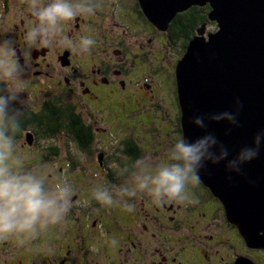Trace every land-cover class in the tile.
I'll use <instances>...</instances> for the list:
<instances>
[{
	"label": "flooded vegetation",
	"instance_id": "flooded-vegetation-1",
	"mask_svg": "<svg viewBox=\"0 0 264 264\" xmlns=\"http://www.w3.org/2000/svg\"><path fill=\"white\" fill-rule=\"evenodd\" d=\"M124 1L132 3L129 13L131 19L143 22L146 31L154 34L156 31L163 32L166 34L165 44L173 47L178 45L181 49L182 42L178 39L177 41L171 39L176 36L171 35L168 28L161 30L145 18L141 12L139 0H118V9L115 5L106 4V10L117 12L116 15L112 13L117 22H127ZM21 5L25 6V11L22 12L20 18V25L23 26L21 34L24 37L30 27L29 22L34 21L35 17L31 16L27 4L22 2ZM120 9L124 10L122 16L118 11ZM91 18L95 17L78 16L70 31L63 28V35L69 39L75 40L80 36L94 39L95 44L90 53L77 55L62 45L32 49L30 58H27L29 68L23 76L25 78L23 83L33 95L40 97L42 93L44 98L37 107L28 103V105H16L20 106L17 109L23 110V113L26 111L38 112L47 104L55 103L57 105L60 102L62 104L69 103V106L82 114L81 104L73 96L78 90L82 92L83 98L99 106L101 90L107 88L108 93L115 97L128 90L129 82L134 81L133 76L140 78L144 73L147 76L146 72L148 73L147 77L153 75L152 50L145 51L139 45L136 48L130 42L121 44L120 41H116L117 39L109 40L102 37L101 40L99 37H94L93 27L90 24L86 25L88 21H93ZM94 20L97 21L96 18ZM67 30L68 33H66ZM15 46L19 56L25 46L24 38ZM141 55H144L145 59L139 62ZM24 62V58H21L20 63ZM141 63L143 66L151 67L140 75H134L133 73L138 70ZM174 81L178 107L177 118L176 120L175 118L170 119V131L165 133L162 129L165 137L163 136L159 143L152 140L149 133H137L133 128L130 129L117 120L113 122L114 124L96 125V118L86 121L81 116L83 123L90 128L92 133L90 146H86L84 150L78 146L83 151L90 149L95 133L99 132L107 137L108 134L113 135L115 131L121 133L116 139L117 152H112L110 156L104 150L97 148L98 152L94 154L99 169L105 170L106 174L101 186L112 188L116 183H126L125 178L129 177L128 174L121 176L119 170L125 166L131 167L138 158L150 155L156 162L166 160L168 149L174 146L178 139L183 138L175 68ZM153 84L152 81L143 79L142 86L150 88L149 92L154 91ZM2 85L0 83L1 87ZM60 90L65 91L70 99H63ZM153 96H155L154 93ZM38 137H41L43 142H48V139L54 136L38 135L36 128L29 126L24 127L22 133L16 136V141H20L22 146L26 145L33 152L26 161L25 170L29 168L30 171L43 175L44 161L42 159L45 158L46 163H53L48 159L50 155L58 157L59 149L56 145L48 142L45 145L41 144L39 146L41 151L38 150L36 144ZM103 140L105 144L106 139L103 138ZM129 141L136 146V153L129 151L127 146ZM162 143L164 145H161ZM105 147H107L106 144ZM30 164H32L31 167L28 166ZM77 166L82 171L84 170V166L76 163L75 159H71L70 166L66 165L64 168L58 165L55 177H53V183H55L57 176H66L75 191L69 213L62 223L54 226L56 234L52 240L48 241L55 249L54 253H47L46 257H39L31 249L30 246L33 243L42 240V235L37 240L28 243L31 249L28 258L22 256L21 252L26 244L21 247L14 240H9L0 244V264H264V248H253L247 244L238 227L228 220L222 202L202 181L199 185L191 188L199 203L193 205L172 203L156 207L150 203L148 197L142 195L141 204H145V201L151 209L154 208L156 213L150 214V209L147 214H141L137 205H134L131 212L118 204L110 208L100 205L92 198V191L95 188L92 185H88L89 189L86 191L83 186L78 185V192L75 189ZM82 197L83 201L86 199L83 203L80 200ZM129 202L138 203L136 198L130 199ZM92 206L96 208V212H90ZM119 213H124L127 220L118 218ZM104 215L109 218L111 226L117 231L115 235L111 234L110 238L107 233L112 229L105 224L106 217ZM181 229H183L182 232L178 233ZM99 233L104 236L102 243ZM112 237L118 241L115 247L111 245ZM108 243L109 247L107 248ZM43 244H45L44 241ZM97 253L98 256L95 255Z\"/></svg>",
	"mask_w": 264,
	"mask_h": 264
},
{
	"label": "clouds",
	"instance_id": "clouds-1",
	"mask_svg": "<svg viewBox=\"0 0 264 264\" xmlns=\"http://www.w3.org/2000/svg\"><path fill=\"white\" fill-rule=\"evenodd\" d=\"M27 4L31 16L30 27L24 34V48L17 55L13 40L0 42V83L11 86L0 89V244L14 240L24 246L37 240L50 227L62 223L72 207L75 191L66 176H57L52 187H45L46 175L26 171V157L16 154V136L22 133L23 110L13 108L14 103L24 104L21 93L26 89L23 76L29 65L34 47L51 48L62 45L77 55L90 53L95 40L88 36L69 39L62 35L63 25L74 21L78 16H92L105 5H115L118 0H22ZM24 58L25 62L20 63ZM19 81V83H16ZM242 107L235 101V112L225 111L213 114L207 119L227 121L238 126V114ZM196 127L205 129L204 116H196L190 121ZM231 128L228 129V132ZM227 134V132H226ZM264 131L253 138V146L242 148L235 158L227 161L226 168L241 173L243 164L257 158ZM228 149L215 135L208 133L195 141L178 139L168 149L167 159L153 161L150 155L138 158L131 167L119 170V175L128 174L129 180L121 186H97L92 198L107 208L120 205L131 212L134 204L130 199L146 196L152 205L163 207L167 204L199 203L191 188L201 183L200 170L206 163L218 164L228 158ZM230 179V177H229ZM191 186V187H190ZM118 244L116 239L111 245ZM95 251V249H93Z\"/></svg>",
	"mask_w": 264,
	"mask_h": 264
},
{
	"label": "water",
	"instance_id": "water-1",
	"mask_svg": "<svg viewBox=\"0 0 264 264\" xmlns=\"http://www.w3.org/2000/svg\"><path fill=\"white\" fill-rule=\"evenodd\" d=\"M139 4L161 30L178 12L210 5L208 18L216 22V29L205 32L206 22L202 23L175 66L183 138L192 142L211 133L228 149L226 160L208 162L200 170L201 181L222 202L228 220L247 244L264 248V140L257 158L243 164L241 173L226 168L228 160L253 146L254 136L264 131V0H139ZM237 99L242 105L238 126L207 119L235 112ZM196 116L205 117V129L190 122Z\"/></svg>",
	"mask_w": 264,
	"mask_h": 264
},
{
	"label": "rangeland",
	"instance_id": "rangeland-1",
	"mask_svg": "<svg viewBox=\"0 0 264 264\" xmlns=\"http://www.w3.org/2000/svg\"><path fill=\"white\" fill-rule=\"evenodd\" d=\"M21 4L22 0H0V42L8 39L13 40L15 44H17V42H20L21 39L24 38L21 34L23 31V26L20 25V18L22 12L25 11V6L22 7L23 5ZM124 4L123 6L126 8L125 15L128 17L127 22H117L115 17L112 16V13L113 15H116L117 12L114 10L110 12L109 10H106L105 6L103 10H99L95 15H92L97 19V21L94 20L95 18H91L93 21H88L86 25L90 24L93 27L92 30L93 35H95L94 37H99L101 40L102 37L109 40L117 39L116 41H120L121 44L130 42V44L136 48L137 45H139V47L142 46L143 50L145 51L152 50L151 57L152 63H154L153 75L147 77L148 73L146 72L147 76L145 75V73L142 74L140 78H138L137 76H133L132 78L134 81L129 82L128 90L115 97H112V95L108 93L107 88L101 90L99 92L101 100L99 106L95 105L88 99L86 100L85 98H83L82 92H80L79 90L77 91V93L73 94V96L76 98L77 102L81 104L82 117L84 120L89 121L96 118V125L114 124L113 122L117 120L118 122L123 123L124 126L130 127V129L133 128L137 133H149L151 139L155 140L156 143H159L164 136L162 129H164L165 133L166 131H170V119L175 118L176 120L177 118L178 107L176 102L177 98L175 92L174 68L177 59H179L182 55V50L178 45H174L173 47L167 43L165 44L166 34H164L163 32L156 31L154 34L150 31H146L144 29L143 22H137L136 20L130 18L129 13L131 12L132 3H126L124 1ZM118 11L120 16L124 14V10L120 9ZM100 16H102V18H100ZM73 22L74 21H69L62 27L70 31L73 27ZM16 23L18 24L17 26L15 25ZM200 26L201 25H199L198 27ZM215 29L216 26L214 23L212 24V22H208L205 26V32L213 31ZM68 30L66 33H68ZM150 38L151 40L149 41ZM115 45H117V43H115ZM144 59V55H141L139 62ZM150 67L151 66L149 65L143 66V64L141 63L138 70H136L133 74L140 75L143 71L148 70ZM22 78L25 79L24 77ZM143 79L152 81L154 83V91L151 90V92H149L150 88H147L144 85L142 86ZM16 83H19V81H17ZM9 86L11 85L5 83L2 85V87L0 86V89H4L5 87ZM24 87L26 89V93H21V98L25 100L24 104L28 105L29 103L31 104V106L35 105V107H37L39 102H41L44 98L42 93L40 97L35 96L32 94V92H29V88L27 86ZM60 91L63 99H70L65 91ZM173 92L175 94V98ZM153 93L155 96H153ZM19 104V102L14 103L12 107L19 108L20 106H16ZM116 117H118V119H116ZM120 135L121 133H117L116 131L113 135L108 134V137L105 135L103 136L99 132L95 133L94 141L90 149L87 151L81 150L78 147L77 143L72 139L70 134L66 132H60L56 136L49 138L48 142L58 147L59 156L56 157L54 155H50L48 160H52L53 163L51 164L46 163L45 158L42 159L44 161L43 175H46L47 177L45 187H52L54 185L53 177H55L54 174L57 172L56 167L58 165H61L64 168L66 167V165L70 166L71 159H75L76 163L84 166L83 171L78 166L75 169V189L78 192V185L83 186V189L85 191L89 189L88 185H92L95 188L97 186H101V184H103V181L105 180L106 174L105 170L99 169V165L94 158V154L95 152H98L99 148L107 152L110 156L112 155V152H117V148H115L117 144L116 139ZM38 138L36 140V144L38 146L37 149L41 151L39 146L41 144L45 145L48 142H43L41 137ZM103 138L106 139L105 144L107 147H105ZM161 145L164 144L162 143ZM32 153V149L26 147V145L22 146L20 141H16L17 155L26 157L27 161ZM28 166L31 167L32 164ZM26 171H30L29 168ZM129 178L130 177H126L125 179L128 181ZM123 184H125V182L116 183L115 186H121ZM109 189L111 190L112 188ZM82 192L84 193V191ZM141 198L142 195L136 198L138 203H131L138 206V208L140 209L139 212L141 214H147L151 208L148 203L146 204L145 201V204H141ZM80 200L82 201V203L86 201V199L83 201V197L80 198ZM144 209H147V211H144ZM90 212H96V208L92 206L90 208ZM153 213L156 212L152 207L150 214ZM104 216L106 217L104 219L105 224L107 226H110V228L112 229L107 233L108 238H110L112 235H115L117 231L116 228L111 226L109 218L106 215ZM124 216V213L118 214V218L127 220V217ZM182 230L183 229H181L178 233H181ZM55 234L56 230L54 226L50 227V229L42 235L41 241L35 242L30 246L31 249L35 251L36 256L46 257L47 253H54L55 249L52 248L48 241L52 240ZM99 235V239L102 243V241L104 240V236L100 233ZM112 239L116 238L112 237L111 240ZM43 241L45 242V244H43ZM30 247L29 244H26L25 247L21 250L22 256H24L25 258H28L30 256ZM106 247H109V243ZM95 255L98 256L99 254L97 253Z\"/></svg>",
	"mask_w": 264,
	"mask_h": 264
},
{
	"label": "trees",
	"instance_id": "trees-1",
	"mask_svg": "<svg viewBox=\"0 0 264 264\" xmlns=\"http://www.w3.org/2000/svg\"><path fill=\"white\" fill-rule=\"evenodd\" d=\"M209 10V4L192 5L178 12L169 22L168 29L171 35L176 36L175 38L171 37V39L176 41L178 39L182 42L181 54L185 51L189 40L195 35L196 28L204 22L211 23L208 18ZM142 14L144 15L143 12ZM213 23L216 26V22L212 21ZM69 105V103L62 104L59 102L57 105L52 103L45 105L38 112H24L22 117V131L24 127L34 126L38 135L56 136L60 132H66L84 150L92 142V133L90 128L83 123L82 114L75 111ZM127 146L130 152L136 153V146L133 143L129 141L127 142Z\"/></svg>",
	"mask_w": 264,
	"mask_h": 264
}]
</instances>
